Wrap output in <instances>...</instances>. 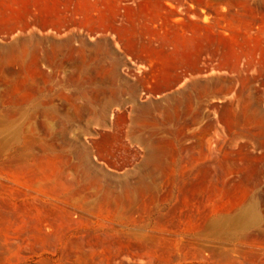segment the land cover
Here are the masks:
<instances>
[{
	"label": "rangeland",
	"instance_id": "obj_1",
	"mask_svg": "<svg viewBox=\"0 0 264 264\" xmlns=\"http://www.w3.org/2000/svg\"><path fill=\"white\" fill-rule=\"evenodd\" d=\"M0 264H264V0H0Z\"/></svg>",
	"mask_w": 264,
	"mask_h": 264
},
{
	"label": "crops",
	"instance_id": "obj_2",
	"mask_svg": "<svg viewBox=\"0 0 264 264\" xmlns=\"http://www.w3.org/2000/svg\"><path fill=\"white\" fill-rule=\"evenodd\" d=\"M119 0H115V2H118ZM116 5V4H115Z\"/></svg>",
	"mask_w": 264,
	"mask_h": 264
}]
</instances>
